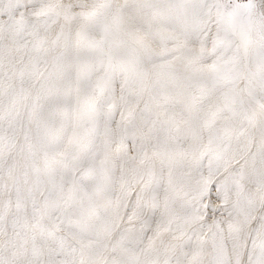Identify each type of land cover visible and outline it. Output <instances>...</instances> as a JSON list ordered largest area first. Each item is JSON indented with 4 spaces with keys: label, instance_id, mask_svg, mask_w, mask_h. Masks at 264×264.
Listing matches in <instances>:
<instances>
[{
    "label": "snow or ice",
    "instance_id": "snow-or-ice-1",
    "mask_svg": "<svg viewBox=\"0 0 264 264\" xmlns=\"http://www.w3.org/2000/svg\"><path fill=\"white\" fill-rule=\"evenodd\" d=\"M0 264H264V0H0Z\"/></svg>",
    "mask_w": 264,
    "mask_h": 264
}]
</instances>
